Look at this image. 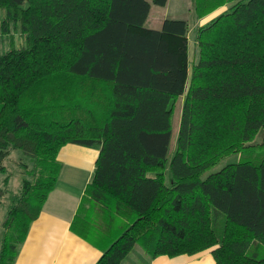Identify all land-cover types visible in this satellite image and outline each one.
<instances>
[{
	"label": "trees",
	"instance_id": "obj_1",
	"mask_svg": "<svg viewBox=\"0 0 264 264\" xmlns=\"http://www.w3.org/2000/svg\"><path fill=\"white\" fill-rule=\"evenodd\" d=\"M166 1L0 0V172L12 150L33 162L9 196L0 264H13L66 143L99 147L72 221L100 248L94 264H123L135 245L264 264V0H192L196 17L229 5L196 28L190 73L187 21L144 26L150 2ZM232 153L244 154L200 178Z\"/></svg>",
	"mask_w": 264,
	"mask_h": 264
},
{
	"label": "crops",
	"instance_id": "obj_2",
	"mask_svg": "<svg viewBox=\"0 0 264 264\" xmlns=\"http://www.w3.org/2000/svg\"><path fill=\"white\" fill-rule=\"evenodd\" d=\"M98 152V146L76 143L61 146L57 154L61 169L55 186L18 245L13 264H94L97 261L100 248L75 232L72 221L92 178ZM133 250L146 260L145 264H217L212 248L147 259L148 254L141 247H133L123 264H130L128 257Z\"/></svg>",
	"mask_w": 264,
	"mask_h": 264
},
{
	"label": "rangeland",
	"instance_id": "obj_3",
	"mask_svg": "<svg viewBox=\"0 0 264 264\" xmlns=\"http://www.w3.org/2000/svg\"><path fill=\"white\" fill-rule=\"evenodd\" d=\"M229 5V2L223 4L222 6H219L217 9L213 10L212 12L202 16V17H196V15L193 12V2L192 0H167L164 5H157L152 2H150V9L148 16L144 22L145 27L149 28H155L159 29L161 27L162 21L165 18H171V19H184L188 23V57H189V73L190 68L192 64L197 59V47L195 44V32L196 28L200 25L205 24L207 21H209L210 17L216 16L219 12L227 8ZM14 38L17 41H19L18 31H13ZM3 37V36H2ZM5 42H0V48L5 49L8 47V42L10 41V36H4ZM188 85V81L185 85V91ZM184 93L180 95L176 99L175 109L172 114L171 118V138L169 143V148L167 152V157L164 165V180L166 184H169L170 182V171H169V160L172 156V153L174 152L175 148V140H176V134H177V128H178V122L180 117V109H181V103L183 100ZM254 142L260 141V134H257L254 139ZM95 147V145L93 146ZM249 155H253L254 152L252 150H249L246 152ZM244 153H232L225 156H222L214 165L210 166L206 170H204L200 178H205L209 173L215 172L219 170L221 167H223L225 164L230 162H235L238 158L242 157ZM258 154V153H257ZM3 164L5 166V170L3 172H0V187L4 189V193L1 196L0 201V240L3 233V227H2V221L4 219V216L6 214V208L9 203V196L12 193H16L19 191L21 182L24 178H29L27 175V172L32 167V160H30L29 157L23 155L19 150H12L10 154L5 158L3 161ZM152 175V173H150ZM7 177V183H4V178ZM138 245L134 246V249H138ZM129 263L130 264H145L146 260L142 259L140 255L134 252L130 254ZM145 258H149V256H145Z\"/></svg>",
	"mask_w": 264,
	"mask_h": 264
}]
</instances>
